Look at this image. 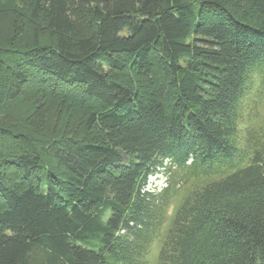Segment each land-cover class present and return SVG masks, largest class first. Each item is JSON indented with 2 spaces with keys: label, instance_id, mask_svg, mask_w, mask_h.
Instances as JSON below:
<instances>
[{
  "label": "trees",
  "instance_id": "obj_1",
  "mask_svg": "<svg viewBox=\"0 0 264 264\" xmlns=\"http://www.w3.org/2000/svg\"><path fill=\"white\" fill-rule=\"evenodd\" d=\"M25 22L0 45V264H148L173 192L147 178L171 164L196 181L156 264H264V139L239 128L264 0H33ZM51 91L97 103L101 138L29 113Z\"/></svg>",
  "mask_w": 264,
  "mask_h": 264
},
{
  "label": "rangeland",
  "instance_id": "obj_2",
  "mask_svg": "<svg viewBox=\"0 0 264 264\" xmlns=\"http://www.w3.org/2000/svg\"><path fill=\"white\" fill-rule=\"evenodd\" d=\"M196 1V0H195ZM33 5V0H0V45L4 43L7 37L19 34V41L29 38L30 26L25 22L30 16V10ZM44 9L42 8L41 11ZM43 20V14L36 19L39 23ZM76 29L82 31L86 24L74 19ZM105 71L111 73L119 80L128 83L130 82V71L125 69L121 72H114L107 68ZM253 83L249 87L246 95L241 100V119L239 122L242 148L244 145L245 136H257L259 140L264 139V74H255ZM35 90H27V94L23 93V98L34 96ZM28 95V96H27ZM45 106L39 111H30L37 116L46 118L50 123L62 124L63 116L67 118V130L74 138L87 137L91 139H100L101 133L96 131L84 132L81 129V123L84 116L89 110L97 107L91 99L82 97H74L73 93L64 92H46ZM11 106L7 108L5 114L20 120L26 115L27 106L25 102L12 101ZM70 108L67 109V106ZM66 111V113H64ZM67 114V115H65ZM168 165V161L164 162ZM167 167V166H166ZM167 168H160L157 172L151 174L147 178L146 188L155 192L162 191L170 185L171 195L163 208V222L158 231L153 237V240L148 249L146 259L148 264H156L158 250L164 238L165 232L170 226L174 211L180 199L192 188L196 179L187 176V172L177 168L176 164L170 165V171L166 172Z\"/></svg>",
  "mask_w": 264,
  "mask_h": 264
}]
</instances>
